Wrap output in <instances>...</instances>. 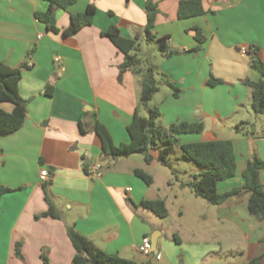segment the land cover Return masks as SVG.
<instances>
[{
    "label": "crops",
    "instance_id": "0c3cea01",
    "mask_svg": "<svg viewBox=\"0 0 264 264\" xmlns=\"http://www.w3.org/2000/svg\"><path fill=\"white\" fill-rule=\"evenodd\" d=\"M146 1L77 0L54 11L60 30L56 32L36 17L48 10V0H0V61L22 67L19 93L27 101L24 125L0 137V185L12 189L0 200V264H43V251L50 264H72L76 250L68 226L98 249L120 256L127 249L138 250L144 236L158 246L165 233L142 217L139 203L164 199L167 205V199L154 192V181L147 185L134 173L142 169L154 180L158 162L146 164L138 153L102 155L101 140L92 130L100 121L115 144L129 142L127 125L140 100V75L129 69L121 72L124 53L102 35L111 27L137 40L142 68L152 65L159 82L152 100L140 107L142 116L159 109L157 123L164 130L180 122L204 124L201 132L179 134L181 143L233 140L237 172L219 181L220 192L243 185L253 142L264 159V115L254 112L252 90L245 84L247 78L257 80L260 75L250 68V54L243 51L258 45L264 58V0H202L208 12L187 18L178 16L181 0H154V38L145 35ZM88 5L96 7L92 23L64 35L71 16L84 13ZM197 29L204 37L201 44ZM160 37H168V48L178 53L166 57L159 50L145 55V45ZM211 77L223 82L211 86ZM166 81L179 89L178 95ZM48 86L53 87L51 95ZM0 107L10 112L14 105L2 102ZM259 116L260 130H249ZM79 120L87 122L86 133H81ZM90 160L102 165L101 177L87 174L85 163ZM44 169L46 181L40 176ZM260 177L264 185V169ZM45 184L59 218H35L49 209ZM219 206L224 217L243 218L251 225L253 256L262 255L264 263V220L249 210V194L232 196ZM19 241L24 259L15 252Z\"/></svg>",
    "mask_w": 264,
    "mask_h": 264
},
{
    "label": "trees",
    "instance_id": "16d2710c",
    "mask_svg": "<svg viewBox=\"0 0 264 264\" xmlns=\"http://www.w3.org/2000/svg\"><path fill=\"white\" fill-rule=\"evenodd\" d=\"M77 0H48L49 8L45 12L36 13V17L44 22L50 30L60 31L56 25L54 11L56 9H66L74 4ZM147 24L145 26V35L147 38H154L153 28L158 13V5L154 0L146 1ZM96 12L95 5H88L85 12L71 16L70 25L62 32L69 36L76 33L80 28L92 23L93 15ZM203 7L202 0H181L178 7L179 18H187L207 13ZM212 13V11H210ZM102 35L108 37L125 55L124 62L120 69L132 70L135 74L140 75V100L136 108L131 122L127 125V130L130 135V141L127 143L115 144L107 127L100 121H96L92 125V130L98 135L101 140V154L116 157H128L132 154L140 153L144 156L146 164H151L155 160L163 165H170L169 155L175 146H180L182 157L185 160L192 161L201 171L193 175V178L185 183L183 187H189L193 193L213 205H221L230 197L235 195L249 194V210L259 220H264V185L261 181L260 172L264 169V159L253 148L252 154L248 160L245 169L242 172L243 185L241 187H233L232 189L220 192L218 190L219 181L227 180L236 175L237 160L232 139L200 141L181 143L178 135L182 133L201 132L204 128L202 122H180L172 124L168 130L162 129L157 119L160 116V111L157 108L149 109L148 116H142L139 113L141 106L146 107L152 100L153 96L159 90V82L156 79L155 71L152 65L145 69L140 67L141 59L136 51L138 42L136 39L126 38L122 36L116 27H111L102 32ZM197 39L201 44L204 37L200 30L197 29ZM168 37L158 38L159 47L164 52L166 57L178 53L175 50H170L167 45ZM198 45L195 50L200 49ZM250 54V68L256 71L260 77L257 80L247 78L245 84L252 90V108L256 114L264 115V58L261 57L262 47L251 45L247 49ZM22 67H12L7 63L0 61V103L10 102L14 105L12 111H6L0 107V137L7 136L17 132L27 118V101L19 93V81L22 77ZM173 89L174 95L179 94V89L171 82L166 81ZM223 81L211 77L208 81L209 85L216 86ZM47 94L51 95L52 86L47 87ZM247 123V122H242ZM79 129L81 133H86L87 122L79 120ZM239 127V125H238ZM158 150L155 156L151 150ZM90 164L85 163V170L88 171ZM135 175L141 178L145 184L152 185L153 177L142 169H135ZM46 181V180H45ZM12 191L11 188L0 185V200L1 197ZM46 200L49 209L46 212L37 214L36 219L46 216L59 218V214L48 196V190L45 184ZM139 206L152 211L160 218H166L169 211L164 199H143ZM68 236L76 250L72 264H152L150 259H145L138 262L133 259L121 257L116 253H108L98 249L93 241L86 238L78 232L74 226L67 227ZM177 243H180V238L174 235ZM22 242L16 244V255L24 259L22 252ZM41 258L43 264H50L45 251L42 252ZM262 255L253 257L249 264H264Z\"/></svg>",
    "mask_w": 264,
    "mask_h": 264
},
{
    "label": "rangeland",
    "instance_id": "374dc122",
    "mask_svg": "<svg viewBox=\"0 0 264 264\" xmlns=\"http://www.w3.org/2000/svg\"><path fill=\"white\" fill-rule=\"evenodd\" d=\"M152 40L156 41L145 45V55H153L160 50L158 40ZM263 117H257L248 129L259 131L256 128H261L258 119ZM242 135L252 137L251 134ZM253 144L251 147L255 148ZM138 156L141 158L142 154L138 153ZM169 163L168 166L158 163L153 169V190L167 199L169 215L160 218L152 211L142 210L146 221L165 229L158 243L162 259L150 257L152 264H249L254 257L251 225L243 218L233 220L224 217L219 205L197 197L191 188L182 186L199 173L200 167L182 157L180 146H175L170 153ZM174 235L180 238V243L175 241ZM121 257L138 262L148 259L135 248L122 252Z\"/></svg>",
    "mask_w": 264,
    "mask_h": 264
},
{
    "label": "built area",
    "instance_id": "2783aa9c",
    "mask_svg": "<svg viewBox=\"0 0 264 264\" xmlns=\"http://www.w3.org/2000/svg\"><path fill=\"white\" fill-rule=\"evenodd\" d=\"M243 51L246 52L247 49L243 48ZM87 174L89 176L101 177L102 176V165L100 163L90 164L88 167ZM40 176H41V180L45 181L48 177V170L47 169L42 170ZM138 250L140 254L146 258L153 257L156 260L162 259V255L158 250V246L154 247L152 239L149 236H144L142 238V242L139 245Z\"/></svg>",
    "mask_w": 264,
    "mask_h": 264
},
{
    "label": "water",
    "instance_id": "95a60500",
    "mask_svg": "<svg viewBox=\"0 0 264 264\" xmlns=\"http://www.w3.org/2000/svg\"><path fill=\"white\" fill-rule=\"evenodd\" d=\"M92 160L89 161V163L91 164ZM152 242H153V239H152Z\"/></svg>",
    "mask_w": 264,
    "mask_h": 264
}]
</instances>
